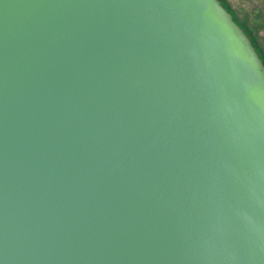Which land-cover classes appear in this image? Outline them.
I'll return each instance as SVG.
<instances>
[{"label": "water", "instance_id": "95a60500", "mask_svg": "<svg viewBox=\"0 0 264 264\" xmlns=\"http://www.w3.org/2000/svg\"><path fill=\"white\" fill-rule=\"evenodd\" d=\"M0 264H264V65L219 0H0Z\"/></svg>", "mask_w": 264, "mask_h": 264}, {"label": "rangeland", "instance_id": "374dc122", "mask_svg": "<svg viewBox=\"0 0 264 264\" xmlns=\"http://www.w3.org/2000/svg\"><path fill=\"white\" fill-rule=\"evenodd\" d=\"M250 39L264 65V0H219Z\"/></svg>", "mask_w": 264, "mask_h": 264}]
</instances>
